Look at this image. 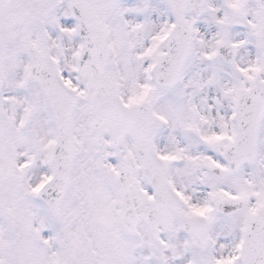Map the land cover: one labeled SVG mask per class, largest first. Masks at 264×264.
<instances>
[{"label": "snow or ice", "instance_id": "obj_1", "mask_svg": "<svg viewBox=\"0 0 264 264\" xmlns=\"http://www.w3.org/2000/svg\"><path fill=\"white\" fill-rule=\"evenodd\" d=\"M0 264H264V0H0Z\"/></svg>", "mask_w": 264, "mask_h": 264}]
</instances>
